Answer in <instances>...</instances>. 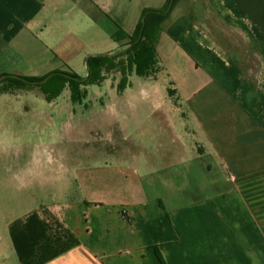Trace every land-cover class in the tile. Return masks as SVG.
Returning a JSON list of instances; mask_svg holds the SVG:
<instances>
[{"label": "crops", "instance_id": "0c3cea01", "mask_svg": "<svg viewBox=\"0 0 264 264\" xmlns=\"http://www.w3.org/2000/svg\"><path fill=\"white\" fill-rule=\"evenodd\" d=\"M167 1L0 0V74L81 77ZM206 1L220 41L202 13L173 12L155 76L119 91L112 72L81 104L69 89L46 101L47 138L6 162L18 193L49 185V202L7 221L2 263L264 264V0ZM88 126L97 146L78 159L64 143Z\"/></svg>", "mask_w": 264, "mask_h": 264}, {"label": "rangeland", "instance_id": "374dc122", "mask_svg": "<svg viewBox=\"0 0 264 264\" xmlns=\"http://www.w3.org/2000/svg\"><path fill=\"white\" fill-rule=\"evenodd\" d=\"M183 1L175 7L173 10L174 13L179 11L186 12L189 10L193 11L195 14L202 13L203 15L199 17L203 25L217 41H220V35L224 36L223 34L229 31L217 20L206 0H197L194 9L190 4L188 5V0ZM228 36L230 42L234 43L239 40L230 33ZM251 63L255 65L254 61H251ZM85 69L87 74H82V78L88 76L87 66ZM113 88L114 87L111 86L106 88V90H113ZM93 89H96V87H88L90 91ZM60 105L69 106L68 101L66 102L64 99ZM47 108L48 103L34 91L0 94V243L2 237L5 235L4 229L7 221H10L18 214L19 210L28 208L35 203L44 205L49 202L50 195L47 193L49 191V185L41 187L36 184L35 187L31 188L32 195L27 192L18 193V183L14 178V174L11 172L12 164L6 162L8 157H10L16 149L22 147V145L26 150L28 148L32 150L37 144L47 138L46 132L44 134V127H40V124H43L40 118L44 116L38 114L40 110L44 111ZM45 117L50 118L51 116L47 114ZM54 117H57V115H54L53 118ZM91 131V127L88 126L82 133H80V131L76 133L77 137L80 136L79 140L77 137H69L67 139L64 146H66V150H68L70 155H74L78 159L92 156L93 147L95 145L97 146L98 140L91 137ZM73 133L75 132L73 131ZM82 139L85 140L83 141ZM99 146L102 147L101 145ZM104 158H106V156H100L101 161L104 160ZM0 264H4L1 259Z\"/></svg>", "mask_w": 264, "mask_h": 264}, {"label": "trees", "instance_id": "16d2710c", "mask_svg": "<svg viewBox=\"0 0 264 264\" xmlns=\"http://www.w3.org/2000/svg\"><path fill=\"white\" fill-rule=\"evenodd\" d=\"M183 0H168L162 10L148 9L144 12L135 33L129 36L119 31L114 39H129L126 48L115 54L90 55L86 61L88 76L80 77L74 71H56L43 77H30L17 74L0 75V94L34 91L47 102H53L65 89L71 92L73 104H81L88 95V87L100 85L112 72H120L118 90L123 91L128 85L129 76L150 77L159 72L156 43L159 34L168 23L171 13ZM256 87V79L250 82ZM173 96V92L170 91Z\"/></svg>", "mask_w": 264, "mask_h": 264}]
</instances>
